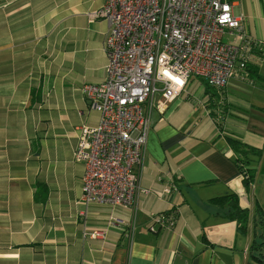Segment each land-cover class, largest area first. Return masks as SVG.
<instances>
[{"label": "crops", "instance_id": "0c3cea01", "mask_svg": "<svg viewBox=\"0 0 264 264\" xmlns=\"http://www.w3.org/2000/svg\"><path fill=\"white\" fill-rule=\"evenodd\" d=\"M228 1L241 33L258 42L234 75L252 89L243 96L228 82L211 96L189 79L154 107L141 181L147 191L129 241L131 211L86 207L84 164L73 157L77 128L99 120L82 86L106 77L108 23L88 17L105 0H0V264H259L249 245L253 212L264 204L243 186L225 137L261 149L249 165L256 176L264 154V75L256 66L264 57V0ZM224 35L244 44L236 32ZM229 193L249 211L246 234L208 203ZM111 217L120 221L109 224ZM93 230L103 236L90 237Z\"/></svg>", "mask_w": 264, "mask_h": 264}, {"label": "built area", "instance_id": "2783aa9c", "mask_svg": "<svg viewBox=\"0 0 264 264\" xmlns=\"http://www.w3.org/2000/svg\"><path fill=\"white\" fill-rule=\"evenodd\" d=\"M88 17L108 23L107 63L104 81L82 86L99 120L77 128L73 157L84 164L81 201L86 207L128 208L131 241L139 198L147 191L141 181L152 110L181 94L192 75L222 89L245 68L246 52L258 42L241 33V17L228 0H105ZM226 30L244 44L224 39ZM110 219L109 224L120 221ZM89 234L103 236V231Z\"/></svg>", "mask_w": 264, "mask_h": 264}, {"label": "trees", "instance_id": "16d2710c", "mask_svg": "<svg viewBox=\"0 0 264 264\" xmlns=\"http://www.w3.org/2000/svg\"><path fill=\"white\" fill-rule=\"evenodd\" d=\"M247 64L245 65V67ZM211 87L217 90L208 83L205 85L206 93H210L211 96L216 95ZM219 103V101H218ZM214 106L213 101L208 100L207 107ZM226 141L229 144L231 150L236 155L235 164L237 165L242 184L244 187H250L255 177V169L249 166L253 157H257L261 154V149L255 148L245 144L244 142L231 137L226 136ZM209 204L214 208L215 214L225 217L230 220H235L238 223L237 230L239 234H246L247 222L250 220L249 211L243 208L239 204V200L236 194L229 193L222 196L214 197L208 200ZM250 257L259 264H264V209L257 205L252 216V240L249 245Z\"/></svg>", "mask_w": 264, "mask_h": 264}, {"label": "rangeland", "instance_id": "374dc122", "mask_svg": "<svg viewBox=\"0 0 264 264\" xmlns=\"http://www.w3.org/2000/svg\"><path fill=\"white\" fill-rule=\"evenodd\" d=\"M226 38H228L227 35H224V39H226ZM230 39H233V36H230ZM237 66H238V62H237L236 67ZM256 66L258 67L259 73L260 74L262 73L264 75V57L257 58L256 59ZM258 78H259V75H256L255 76V79L257 80ZM191 80H197L198 82L201 81V84L203 86L207 84V82L205 81V79L203 77H200V76H194V75H192L190 77L189 83H191ZM228 82L233 83L235 85H239L240 88L238 89V92L241 95H243V96H245L248 93V91L252 89V87L250 85H247L244 82L239 81L238 78H236L234 76H232V77H230L228 79L227 84H228ZM259 85L263 86V88H264V82L263 81L259 82ZM241 87H242V89H241ZM254 90L255 91H259L258 89H255V88H254ZM260 93H262L263 94L262 97H264V92H260ZM258 94H259V92H258ZM256 163H259L258 164L259 165L258 166L259 169L257 170V174L254 177V180L251 183L249 189L250 190H254V193L257 196V198H259V200L264 204V172L261 173L262 170H263V167H264V154L262 155V157L260 158V160H258ZM255 172H256V170H255Z\"/></svg>", "mask_w": 264, "mask_h": 264}]
</instances>
